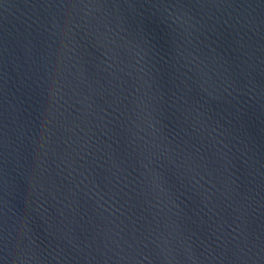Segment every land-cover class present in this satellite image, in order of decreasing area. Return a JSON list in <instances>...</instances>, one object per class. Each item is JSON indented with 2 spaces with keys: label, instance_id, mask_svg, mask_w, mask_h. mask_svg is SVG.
Listing matches in <instances>:
<instances>
[{
  "label": "water",
  "instance_id": "obj_1",
  "mask_svg": "<svg viewBox=\"0 0 264 264\" xmlns=\"http://www.w3.org/2000/svg\"><path fill=\"white\" fill-rule=\"evenodd\" d=\"M0 264H264V0H0Z\"/></svg>",
  "mask_w": 264,
  "mask_h": 264
}]
</instances>
